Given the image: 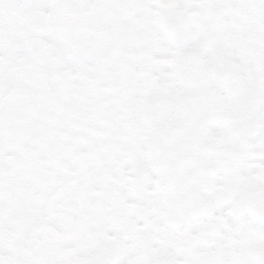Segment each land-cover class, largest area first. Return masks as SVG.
Masks as SVG:
<instances>
[{
	"label": "snow or ice",
	"instance_id": "obj_1",
	"mask_svg": "<svg viewBox=\"0 0 264 264\" xmlns=\"http://www.w3.org/2000/svg\"><path fill=\"white\" fill-rule=\"evenodd\" d=\"M0 264H264V0H0Z\"/></svg>",
	"mask_w": 264,
	"mask_h": 264
}]
</instances>
